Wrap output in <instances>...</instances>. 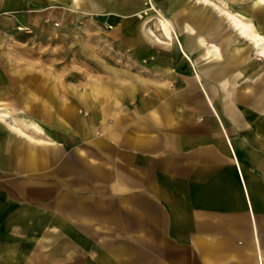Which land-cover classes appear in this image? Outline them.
<instances>
[{"label":"crops","instance_id":"1","mask_svg":"<svg viewBox=\"0 0 264 264\" xmlns=\"http://www.w3.org/2000/svg\"><path fill=\"white\" fill-rule=\"evenodd\" d=\"M101 1L130 12L143 6ZM170 5L171 46L154 42L143 22L132 42L151 51L138 66L152 79L120 70L135 86L122 81L113 88L107 79L114 69L100 63L105 77L91 78L90 87L118 100L106 108L75 94L96 123L80 116L78 124H60L56 114L68 115L70 104L29 105L25 111L56 123L48 130L63 128L57 140L42 120L15 116L0 103L10 115L0 121V167L20 178L0 185L17 195L9 213L0 206V264H264V74L255 79L253 47L234 28L246 47L236 37L226 40L220 28L211 32L218 20L210 9ZM169 28L162 29L167 38ZM225 41L237 45L225 48ZM130 96L134 107L110 116ZM13 118L22 129L23 119L39 123L43 132L25 129L27 138L10 128Z\"/></svg>","mask_w":264,"mask_h":264},{"label":"rangeland","instance_id":"2","mask_svg":"<svg viewBox=\"0 0 264 264\" xmlns=\"http://www.w3.org/2000/svg\"><path fill=\"white\" fill-rule=\"evenodd\" d=\"M94 1L98 5L96 10L92 7L91 0H39L35 1L38 5L36 7L31 5L30 0H0V103L8 107L15 116L23 111V116L30 121L42 120L47 131L57 140L61 139L63 128H58L60 125L57 124L52 130L58 133L48 130L47 124L56 123L49 122L48 118H37L32 112L25 111L29 105L54 109L55 106L70 104L72 110L68 115L56 114L60 124H78L80 116L84 122L93 123L96 121L95 113L90 107H80L76 95L88 97L91 103L103 101L106 108L112 99L115 100L116 96H108L109 91H93L90 87L91 78L101 80L105 77L106 69L100 63L114 69L115 73L111 75L113 78L107 79L114 84L113 88H116V84L118 87L122 81H126L129 86L135 84L128 74L121 76L120 70L150 78L145 73L146 67L138 65H144L151 51H147V47L142 44L132 45L139 36L140 23H145L146 30L149 27L152 29L149 35L154 42L163 40L171 46L176 41L175 19L172 13H167L172 0H136L140 6L143 4L144 7H152L146 15H137L139 10L130 12L110 9L103 1ZM173 1L210 9L213 17L218 20V26L211 25V32L220 28L225 32L226 40L235 38L236 33L232 31L233 27L222 10L237 16L238 13L243 14V20L250 23L256 32L264 33V2L255 4L256 0ZM163 17L170 27L169 38L164 36L162 31L168 26ZM236 42L241 44L240 47L247 45L238 37ZM226 44L225 41L221 46L235 48L237 45ZM249 53L248 65L254 68L256 79L264 74V59L257 58L254 50ZM160 56L162 55L157 57ZM136 60L138 63H135ZM157 80L166 83L171 79ZM249 81L253 80L248 79L247 82ZM141 95L146 96L147 91L143 89ZM130 97L131 99L123 101L122 104H114L115 110L113 109L114 112L110 113V116H118L119 110L120 113L129 112L136 100V96ZM199 117L202 118L201 115ZM5 134L6 130L1 127L0 140ZM61 147L68 148L69 144L64 142ZM46 168L47 166L40 168V173L45 174V178L47 173L42 170ZM19 179L14 176V171H6L0 167V185L15 186L16 180ZM21 182L29 184L28 186L32 184L31 180L27 182L26 179ZM40 184L46 186L49 181L44 179ZM15 196V193H8L0 188V206H3L2 210L6 213L14 207L10 206V203L16 202ZM5 217L6 215L4 219Z\"/></svg>","mask_w":264,"mask_h":264},{"label":"bare ground","instance_id":"3","mask_svg":"<svg viewBox=\"0 0 264 264\" xmlns=\"http://www.w3.org/2000/svg\"><path fill=\"white\" fill-rule=\"evenodd\" d=\"M264 0H256L255 4L262 3ZM147 4V3H144ZM147 5L144 7L141 6L139 9V12L136 14L141 15L148 14L150 10H152V7H147ZM222 13L228 18L230 21V24L232 27L237 31V33L243 37L246 41H248L255 51L256 57L264 59V33L256 32L252 25L246 21L243 20L244 15L241 13H238L239 16L236 14H232L226 10H222ZM209 48H211V51L214 53H217V48L214 45H209ZM10 115L6 108L0 106V121H5L7 118H9ZM38 120V119H37ZM18 121L16 119H12V124H10V128L14 130L15 132L22 134L23 136L27 138H31L28 133H26L25 129L32 130L38 133L43 132L42 129H40L37 125L39 123H29L26 119H23L21 122L24 125L25 129H22L20 126L17 125ZM1 124V123H0ZM3 124V123H2Z\"/></svg>","mask_w":264,"mask_h":264}]
</instances>
